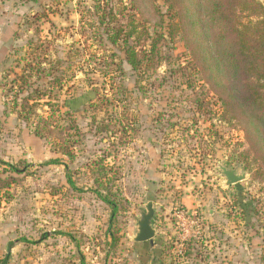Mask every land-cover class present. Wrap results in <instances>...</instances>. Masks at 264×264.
I'll return each instance as SVG.
<instances>
[{
    "label": "rangeland",
    "instance_id": "obj_1",
    "mask_svg": "<svg viewBox=\"0 0 264 264\" xmlns=\"http://www.w3.org/2000/svg\"><path fill=\"white\" fill-rule=\"evenodd\" d=\"M131 14L129 0H0V161L21 171L0 164L20 180L0 192V264H264V180L243 167V133L186 69L182 43L132 71L109 42ZM37 116L50 138L34 136ZM219 163L246 179L225 186ZM100 168L119 205L111 228ZM146 202L151 247L132 240Z\"/></svg>",
    "mask_w": 264,
    "mask_h": 264
},
{
    "label": "trees",
    "instance_id": "obj_2",
    "mask_svg": "<svg viewBox=\"0 0 264 264\" xmlns=\"http://www.w3.org/2000/svg\"><path fill=\"white\" fill-rule=\"evenodd\" d=\"M159 1L166 9L165 14L158 6ZM129 5L132 14L125 25L127 30L117 27L109 42L113 45L121 42L125 61L134 72H147L155 63H161L158 45L182 43L188 58L186 69L199 76L207 92L219 103L221 120L236 124L243 133L240 159L244 169L251 172L253 179L264 180V5L258 0H129ZM130 38L137 43L150 41L148 49L143 45L140 51L130 47ZM20 80L26 85L27 78ZM30 101L31 98H21L20 108L32 111ZM49 127L47 119L38 117L34 136L50 138L51 132L46 131ZM71 128L58 132L60 142ZM104 129L106 126L100 131ZM59 151L64 156L71 155L63 143L59 144ZM0 164L6 165L9 173H21L5 162ZM100 170L99 180L93 181L97 187L93 191L110 210L111 228L119 205L112 199L115 194L105 169ZM19 181L10 174L0 178V192L8 193ZM69 183L74 187L70 180ZM108 235L113 243L117 241L116 233ZM8 260L6 256L3 263Z\"/></svg>",
    "mask_w": 264,
    "mask_h": 264
},
{
    "label": "water",
    "instance_id": "obj_3",
    "mask_svg": "<svg viewBox=\"0 0 264 264\" xmlns=\"http://www.w3.org/2000/svg\"><path fill=\"white\" fill-rule=\"evenodd\" d=\"M218 169L225 180V186L237 185L246 179V174L244 172L239 174L237 168H225L219 163ZM154 212L153 204L146 202L145 208L141 210L140 216L135 222V234L132 238L134 243L153 244V239L156 234L153 227Z\"/></svg>",
    "mask_w": 264,
    "mask_h": 264
},
{
    "label": "flooded vegetation",
    "instance_id": "obj_4",
    "mask_svg": "<svg viewBox=\"0 0 264 264\" xmlns=\"http://www.w3.org/2000/svg\"><path fill=\"white\" fill-rule=\"evenodd\" d=\"M148 244V243H147ZM148 246H150L151 247V244H148Z\"/></svg>",
    "mask_w": 264,
    "mask_h": 264
},
{
    "label": "built area",
    "instance_id": "obj_5",
    "mask_svg": "<svg viewBox=\"0 0 264 264\" xmlns=\"http://www.w3.org/2000/svg\"><path fill=\"white\" fill-rule=\"evenodd\" d=\"M179 218V217H178Z\"/></svg>",
    "mask_w": 264,
    "mask_h": 264
}]
</instances>
